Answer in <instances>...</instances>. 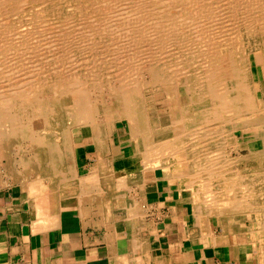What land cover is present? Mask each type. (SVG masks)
I'll use <instances>...</instances> for the list:
<instances>
[{
    "label": "bare ground",
    "instance_id": "bare-ground-1",
    "mask_svg": "<svg viewBox=\"0 0 264 264\" xmlns=\"http://www.w3.org/2000/svg\"><path fill=\"white\" fill-rule=\"evenodd\" d=\"M25 1L46 3L43 8L34 6L36 16L53 12L63 18L56 7L61 0H0V69L11 75L18 68L25 69L26 75H9V87H0V161L7 158L14 177L23 180L22 188L33 194L42 184L58 189L67 181L81 182L75 173L73 139L64 120L94 124L99 110L89 90L90 85L100 83V113L115 122V127L126 123L129 138L135 140V151L127 154L126 162L162 169L182 187H190L194 214L202 228L209 226L210 214L219 220L222 214H233L238 228L249 217L250 226L244 230L260 241L256 254L259 264H264V0H86L83 6L80 1L69 13L72 20L62 19L64 26L73 27L62 30V37L42 35L30 22L9 19L22 11ZM108 4L126 6L119 14L111 8L118 20L105 22L115 28H100L98 16L96 22L88 21L94 16L88 18L89 12L100 14L101 6ZM108 11L102 16H115ZM81 25L95 28L83 30ZM73 31L94 35L71 38L67 34ZM111 31L125 36H101ZM168 46L178 52L182 67L173 68L163 61ZM103 49L106 52L99 61L97 55ZM127 50L131 51L128 56ZM8 52H14L17 60L7 64ZM22 52L64 53L44 68L33 65L27 70L19 65ZM66 52H88L89 62L63 58ZM4 74L0 73V80ZM155 88L162 96L156 95L149 106L145 91L154 93ZM161 99L166 106L159 108ZM91 132L94 138L100 136L102 147L106 133L94 125ZM113 133L118 134L117 130ZM118 148L124 150L122 144ZM12 149L19 150V158L12 157ZM120 179V185H127L125 178Z\"/></svg>",
    "mask_w": 264,
    "mask_h": 264
},
{
    "label": "crops",
    "instance_id": "crops-1",
    "mask_svg": "<svg viewBox=\"0 0 264 264\" xmlns=\"http://www.w3.org/2000/svg\"><path fill=\"white\" fill-rule=\"evenodd\" d=\"M120 139L114 133L100 147V136H82L74 153L80 183L42 184L33 194L0 184V264H250L242 233L210 217L202 228L192 190L154 167L127 163L135 150H120ZM41 198L47 204H37Z\"/></svg>",
    "mask_w": 264,
    "mask_h": 264
},
{
    "label": "rangeland",
    "instance_id": "rangeland-1",
    "mask_svg": "<svg viewBox=\"0 0 264 264\" xmlns=\"http://www.w3.org/2000/svg\"><path fill=\"white\" fill-rule=\"evenodd\" d=\"M80 1H82V3H80V4H82V6L83 5H85V4H88V2L86 3V0H61L60 1V3H58V5L56 6L57 7V12H58V10H59V12L60 13H62V15H63V18H61L62 16H57L56 15V13H47V12H45L42 16L41 15H39V16H36V15H34L36 12V8L34 7V6H37L38 5V7L39 6H41L42 8L45 6V4H41V5H39V2H29V1H25V4H27V5H25L24 3L22 4L23 6H21V9H22V11L21 10H19V14L16 16L15 15V17L13 16V17H9V19L11 18L12 20H16V19H21V21L23 22V21H25V23H27V22H30V23H32V24H30V25H33V27L36 29V30H38V31H42V35H50V36H52V37H62V35H63V33H62V30H66V27L69 29V30H71V29H73V27H71V24H68V25H66V26H64L61 22L64 20V21H71L70 20V16H69V13L70 12H72L73 10H75V7H76V5H78V3L80 2ZM27 2V3H26ZM30 3V4H29ZM28 4H29V6H28ZM61 4V5H60ZM69 4V5H68ZM61 6V7H60ZM67 6V7H66ZM110 6V7H109ZM112 6V7H111ZM116 7H113V5H107V6H105V5H103V6H101V7H103L102 9L104 10V7L107 9V11L108 10H110L112 13H114L115 14V11H117V14H119V12H121L122 11V9H123V11L122 12H124V10H125V8L124 7H126L125 6V4H121V5H115ZM118 6V7H117ZM29 7V8H28ZM72 7H74V8H72ZM72 8V9H71ZM111 8H114V10L112 11V9ZM23 9H25V11L26 12H24L23 11ZM34 9V10H33ZM62 9H63V11H62ZM106 9L103 11V10H101L100 11V14H96L95 12L94 13H91V12H89V14H88V18H91V16L94 14V16L92 17L93 19H88V21L90 22V21H94V22H96L97 20H95L96 18L99 20V18H100V21H102V24H104V25H100V28H108L109 27V29H110V27L111 28H115L113 25V27L112 26H110V25H107V22H105V20H108V22L109 23H111L112 21H115L116 19L118 20V17L116 16V14H115V16H112V17H110V18H108V19H106L105 17H103L102 16V12H105L106 11ZM117 9V10H116ZM121 11H120V10ZM68 10V11H67ZM21 11V12H20ZM34 11V12H33ZM88 11H91V9H88ZM126 11V10H125ZM179 12L178 10H176V9H174V12ZM109 12V11H108ZM175 12V13H176ZM24 15H23V14ZM28 14V15H27ZM53 14V15H52ZM68 14V15H67ZM111 14V13H110ZM113 14V15H114ZM27 15V17H25ZM48 15V16H47ZM50 15H51V17H50ZM67 17H66V16ZM21 16H23V18L21 17ZM29 16H30V18H29ZM46 16V17H45ZM54 16V17H53ZM69 16V17H68ZM99 18H98V17ZM35 17V18H34ZM37 17V18H36ZM39 17V18H38ZM41 17V18H40ZM103 19H102V18ZM52 18V19H51ZM66 18V19H65ZM105 18V19H104ZM113 18V19H112ZM34 19V20H33ZM55 19V20H54ZM61 19V21H59V20ZM63 19V20H62ZM69 19V20H68ZM110 19V20H109ZM47 20H49V21H47ZM87 20V19H86ZM112 20V21H111ZM119 20H121V17H119ZM59 21V22H58ZM80 21H82V20H80ZM85 21V20H84ZM46 24H45V23ZM52 22V23H51ZM59 23V24H58ZM106 23V24H105ZM45 24V25H44ZM39 25V26H38ZM58 25V26H57ZM226 25H227V23H226ZM41 26V27H40ZM48 26V27H47ZM49 26H51L50 28H49ZM82 27H80V28H86L85 26H83V25H81ZM102 26V27H101ZM70 27V28H69ZM227 27H229V26H227ZM77 28V27H76ZM95 28V25H91V26H88V28H86V29H94ZM42 29V30H41ZM51 29V30H50ZM83 29V30H84ZM57 32H56V31ZM107 30V29H106ZM112 30V29H111ZM44 32V33H43ZM46 32V33H45ZM53 32V33H52ZM59 32H61V33H59ZM56 33V34H55ZM58 33V34H57ZM91 32H88V34L87 33H84V34H80V33H76V31H73V32H70V33H68L67 35L68 36H70L71 38H75V37H79V36H85V37H87V36H90V35H92V34H90ZM111 33H112V35H111ZM90 34V35H89ZM113 34H115V35H113ZM55 35V36H54ZM94 35V34H93ZM92 35V36H93ZM113 36V37H111V38H114V36H115V38H117L116 37V35H117V33L116 32H110L109 34L107 33H105L104 35L102 34L101 36H103V37H110V36ZM118 35H119V33H118ZM117 35V36H118ZM124 34H120V37L119 38H121L122 36H123ZM125 36V35H124ZM71 38H68V40L69 39H71ZM123 38V37H122ZM108 42H110V41H108ZM108 42H106V44L108 45ZM110 44H112V42H110ZM103 45H104V43H103V41H101L100 42V46L101 47H103ZM171 47L172 46H168L167 48H166V52H168V53H164V58H163V61H167V64L168 65H170V67H173V68H177V66L176 65H178V66H180L181 65V67H182V64H181V60H180V58H178V52H177V50H176V52L177 53H175V51L173 50V48L171 49ZM170 48V49H169ZM101 49V48H100ZM171 50V51H170ZM148 50H146V51H144V52H147ZM106 52V50H100V52H98V55H97V59L100 61V57L102 56V55H104V53ZM109 52V51H108ZM129 52V53H128ZM130 52L131 51H129V50H127V56L130 54ZM23 53V52H22ZM27 53V54H26ZM61 54H63L64 52H60ZM59 52H24L23 54H24V56H23V54H22V57H19L18 58V61L20 62L19 63V65H20V67H22V68H24V67H26L27 68V70L29 69V67H32V68H38V67H40L41 65H42V68H44L45 67V65L46 64H48L50 61H52V60H54V58L56 57V56H58L59 54H60ZM70 53H71V55H70ZM84 53V54H83ZM100 53H101V55H100ZM8 55H6V57L4 58V59H6V58H8V59H10V60H7L6 59V61H9V62H7V64L8 63H10V62H13V60L15 61V59L17 60V56H16V54H14V52H8L7 53ZM33 54H37L36 56H34V57H32V55ZM56 54V55H55ZM66 55H68V56H63V58H65L66 57V59L70 56V57H73L74 59H72L73 61H75L76 63H79V62H81V64L82 63H88L89 62V54H88V52H77V53H75V52H66L65 53ZM31 55V56H30ZM55 55V56H54ZM75 55V56H74ZM100 55V56H99ZM170 55V56H169ZM9 56V57H8ZM167 56H168V58H167ZM14 57V58H13ZM43 57V58H42ZM83 57H85V58H83ZM86 57H87V59H86ZM51 58V59H50ZM25 59V60H24ZM177 59V60H176ZM12 60V61H11ZM35 60V61H34ZM64 60V59H63ZM24 63H23V62ZM30 61V62H29ZM84 61V62H83ZM86 61V62H85ZM34 63V64H31V63ZM172 62V63H171ZM22 63V64H21ZM27 63H29V64H27ZM24 64V65H23ZM26 64V65H25ZM19 65H17V66H19ZM33 65H34V67H33ZM38 65V66H37ZM164 65H165V63H164ZM44 66V67H43ZM176 66V67H175ZM2 66L0 65V68H1ZM84 67H85V65H84ZM82 68V67H81ZM179 68V67H178ZM19 69V68H18ZM18 69H16L17 70V72L15 71L14 73L12 72V75H15V76H17V78H22L23 76H24V74H25V69H21V70H19L18 71ZM26 70V71H27ZM192 70H193V67H192ZM3 72L5 73L4 75H3V80H0V87H3L4 89H6L7 87H9V85H8V82H9V80L7 79V77H10V76H12L11 75V71H9L8 72V70H7V73H6V71H3L2 69H0V73L1 74H3ZM10 73V74H9ZM8 75V76H7ZM10 75V76H9ZM19 75H20V77H19ZM23 75V76H22ZM22 76V77H21ZM26 76V75H25ZM24 76V77H25ZM6 78V79H5ZM19 80V79H18ZM4 85V86H3ZM88 85H90V84H88ZM155 92L153 93V92H150V90H147L146 89V91H145V98H146V104H148L149 106H153V102H154V100H155V98H156V95H157V97L159 98V97H161L162 96V92H157L156 91V88L155 89H153ZM158 90V89H157ZM99 92V93H98ZM157 92V93H156ZM94 93H96V94H94ZM153 93V94H152ZM89 94H90V97H91V100L93 101L92 103H93V105L95 106V107H97L98 108V110H99V113L97 112V118L95 119V121H94V124H92V125H94L95 127H98L99 129H100V127L103 129V131L106 133V135L104 136V137H110L112 134H114L113 133V130H117V132L119 133V135H120V140H122L121 142V144L124 146V147H129V150H134L135 149V140H133V139H130L129 138V133L126 131V129H127V125H126V123H123V124H120L119 123V125L117 124V127H115L116 126V123L114 122V124H113V122L112 121H110V120H105V116L103 117L102 116V113H100V109L102 108L101 107V102H100V100H101V96H100V83L99 84H97V85H90V90H89ZM97 95H99V97L97 96ZM93 96H95V97H93ZM98 97V98H97ZM95 98V99H94ZM185 97L183 96V101L185 100L184 99ZM99 100V101H98ZM185 102V101H184ZM157 106H159V108H161V107H164V106H166V101L165 100H159V102L157 103ZM156 110L154 109V108H152L151 109V115H153V116H155L156 115ZM65 119V118H64ZM63 119V120H64ZM67 119V118H66ZM64 120L65 121V123H66V125L68 126V129L70 130V135L72 136L71 137V140H72V145H73V154L76 152V147H77V145H79L78 143H80V141H81V138H82V136L81 135H88V134H91V130H92V125H91V123L90 122H87V123H78V122H75V121H72L71 119H69L68 118V120ZM75 124H74V123ZM102 122V123H101ZM110 122V123H109ZM77 123V124H76ZM106 123V124H105ZM112 124V125H111ZM73 125V126H72ZM77 125H78V127H77ZM104 125V126H103ZM72 128H71V127ZM115 128V129H114ZM107 129V130H106ZM106 130V131H105ZM72 133V134H71ZM75 133V134H74ZM107 134H109V136L107 135ZM78 142V143H77ZM127 143V144H126ZM18 151L19 150H17V149H12L11 150V155H13L12 157L13 158H15V157H17V158H19V153H18ZM242 151H244V152H246L245 151V149L244 150H242ZM26 153H29L28 151L26 152ZM6 164V165H5ZM0 180H2L3 181V184H7L6 186H8V188L9 189H11V190H14V191H18V190H22L23 188H22V186H21V182L23 181H21V179H17L16 177H14L15 176V171H13L12 169V171L14 172V173H12V171L8 168V165H7V158H5V157H3L2 158V161H0ZM6 166V167H5ZM17 169L19 168V169H21L22 167L21 166H17L16 167ZM153 168V167H152ZM155 168V167H154ZM156 169V171L157 172H159L160 173V171L157 169V168H155ZM161 172H163V170L161 169ZM19 183V184H18ZM21 183V184H20ZM190 188V187H189ZM191 189V188H190ZM210 198V197H209ZM208 198V200H206V202L209 204V202H210V199ZM234 215L233 214H222V217H221V221L224 223V227L225 228H227V229H230V228H233V230L234 231H236V232H239V233H242V234H240L239 235V237L247 244L246 246H247V250H248V254H249V257H250V264H259V259H258V255L256 254V247H260L261 245V243H260V241L258 242V241H255V238L253 237V236H250L244 229L245 228H247L248 226H250L249 224H250V218L249 217H245L244 218V221L242 220V222H243V228H238V222L236 221V220H234V217H233ZM254 216V215H253ZM209 217H210V220H212V222H216V221H218L219 223H221L220 222V220H219V216H217L216 214H210L209 215ZM233 222H236V223H233ZM230 223V224H229ZM245 227V228H244ZM241 230H243V231H241ZM256 233H257V230H256ZM246 238V239H245ZM251 241H253V243L251 242ZM256 243V244H255ZM255 246H254V245ZM249 245V246H248ZM254 247V248H253ZM252 248L254 249V250H252Z\"/></svg>",
    "mask_w": 264,
    "mask_h": 264
}]
</instances>
